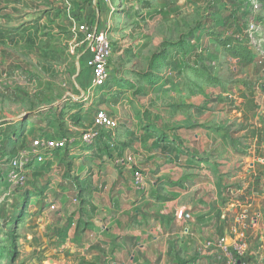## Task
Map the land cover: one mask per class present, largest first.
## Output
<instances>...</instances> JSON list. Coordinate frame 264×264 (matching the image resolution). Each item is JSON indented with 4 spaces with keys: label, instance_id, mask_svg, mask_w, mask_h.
<instances>
[{
    "label": "crops",
    "instance_id": "1",
    "mask_svg": "<svg viewBox=\"0 0 264 264\" xmlns=\"http://www.w3.org/2000/svg\"><path fill=\"white\" fill-rule=\"evenodd\" d=\"M261 2L254 13L247 0H70V11L62 0H0V95L22 85L7 75L5 46L25 40L30 88L45 90L43 108L62 119L56 135L41 136L75 140L46 160L58 190L21 220L37 219L40 229L29 225L56 257L50 264H233L237 242L246 245L237 263L264 264V52L240 61L224 46L250 19L264 21ZM194 8L202 19L181 32L179 16L192 23ZM45 23L55 25L57 53ZM79 24L106 31L113 46L102 97L89 93ZM24 109L0 110L3 140ZM96 109L119 127L86 146L82 123L93 112L92 125ZM10 140L13 150L23 138ZM135 170L145 176L140 190Z\"/></svg>",
    "mask_w": 264,
    "mask_h": 264
},
{
    "label": "rangeland",
    "instance_id": "2",
    "mask_svg": "<svg viewBox=\"0 0 264 264\" xmlns=\"http://www.w3.org/2000/svg\"><path fill=\"white\" fill-rule=\"evenodd\" d=\"M89 1L91 2L92 0ZM189 16L190 13L179 16L178 22L182 21V26H178V30H180L181 32L185 30V27H187L188 29L189 26L195 27V25L199 23V20L202 19L203 14L199 10L194 8L192 23L191 21H188L192 18V15L191 17ZM213 18L215 19V16H213ZM28 20V18H22L19 22L25 23ZM50 22L53 23L54 20ZM183 23L185 24V26H183ZM47 24L45 23L44 25ZM53 26L55 27V25L47 27V31L49 32L46 34V37L48 38V40L46 41H49L50 52H56V50L52 48L53 44L51 43H56L57 40H52V38L49 39L48 37V35L52 33V30L50 28L55 29L53 28ZM218 27H216V31H218ZM39 29L41 32H46L45 28ZM6 30L7 29H5V31ZM177 41L180 42L181 40L178 39ZM5 42L6 40L4 39L2 41V46ZM9 42V45L5 47H8V56L11 58L10 61L13 68L10 71L11 74L8 73L7 75L8 77H10L14 85H22L7 90L2 89L3 94L0 95L1 113L2 115L5 113L7 115H12V117H20L22 113V105L25 107L24 110L26 113L35 110L38 111L39 114L37 118L32 117L26 122V133L18 149L12 150L7 148L5 152L4 150L2 152V149L0 150L1 174L2 169L5 168V166H3L4 161H9L15 157L21 156L22 154H29L31 141L47 131H50V135H56L59 131L57 127H59L58 125H60V122L62 121V119H59V121L57 122V109L51 113L43 108L44 105L49 106V103L46 102V97L43 94L45 90H34L30 88L34 84V80L33 78H31L30 73L27 69L28 58L25 53H27L28 50L25 40H22V44H20V40L14 41L16 43L12 41ZM164 47H166L165 44ZM61 48L63 50H67V44L66 46L62 45ZM193 48L194 44L191 45V49ZM233 64L234 63H231V66H233ZM101 89L94 91L93 95L102 97L103 95L101 94ZM47 109H50V107ZM98 110L99 109H96L95 111ZM92 114L93 112H91V115L85 116V121L84 123H82V127L84 129H87L91 126V124L89 123ZM62 118H64V116ZM5 122L7 121L3 120V118L0 119V125L4 124ZM33 122L35 124H33ZM65 124V128L74 126L72 125L70 120H65ZM60 126H62V124ZM2 141L3 138L0 134V144L2 143ZM51 157H54V155H51L50 157H48V159ZM48 166L49 165L47 164V162H45L43 164H36L34 168L29 167L28 180L23 187L17 188L10 186L7 180L3 186H0V264H50L49 260L56 259V257H54V255L47 249L45 244H42L39 233L31 230V226L29 225L34 224V228L40 229L37 225V219H33V217L31 218V216L37 215V209H39L42 200L47 201V199L50 198L49 194H52L58 190V182H56L58 178L57 172L56 170H53L52 167L47 169ZM3 175H5L7 179L6 171L5 173L3 172ZM53 182H55V184H53ZM36 192H38V194ZM42 193L46 196L42 197ZM31 194H37L40 195V197L37 199H30ZM31 205V216L28 218L26 217L27 219L24 221V223L27 224L22 225L21 220L25 217L23 215L25 213L24 211L26 207ZM15 220L17 221V224Z\"/></svg>",
    "mask_w": 264,
    "mask_h": 264
},
{
    "label": "built area",
    "instance_id": "3",
    "mask_svg": "<svg viewBox=\"0 0 264 264\" xmlns=\"http://www.w3.org/2000/svg\"><path fill=\"white\" fill-rule=\"evenodd\" d=\"M62 2L67 10L70 11V0H62ZM247 3L254 13H259L262 9L261 0H247ZM75 32L77 35L82 36L83 43L89 53L87 67L92 71V84L89 93L93 94L94 91L103 88L110 77L109 62L113 54V46L107 32L96 28L94 25L79 24L75 27ZM233 35L235 40L244 47L263 55V20H258L254 17L247 21ZM118 127L119 123L116 119L104 111H97L94 115L92 125L82 133L81 142L86 146H92L105 131H115ZM74 142L75 140L73 138L67 136L59 139L39 136L33 139L30 144L29 154H22L19 157L9 160L6 168L7 179L5 176V182L7 180L9 185L13 187H23L28 180V165L30 160H34L38 164H43L48 157L53 155L54 151L65 150L69 145L74 144ZM133 176L135 188L140 190L145 185V176L140 170H135ZM52 209L54 208L52 207ZM221 244H225V239H222ZM234 252L237 257L233 259V264H247L244 262L237 263L236 261L238 259L242 260L245 257V244L237 242Z\"/></svg>",
    "mask_w": 264,
    "mask_h": 264
},
{
    "label": "trees",
    "instance_id": "4",
    "mask_svg": "<svg viewBox=\"0 0 264 264\" xmlns=\"http://www.w3.org/2000/svg\"><path fill=\"white\" fill-rule=\"evenodd\" d=\"M233 38V42L235 44V48L233 46H231V43H229L228 40H225L224 41V46L226 49H229V50H233V58L235 59H238L240 61H242L243 59L246 60V61H252V56L250 55V50L247 48V47H244L241 43H239L238 41L235 40L234 38V35L232 36ZM232 52V51H231ZM49 109H47L48 111ZM28 114V117L26 119H24L21 123V126H19V128H16L14 129L13 131H11L10 135L7 136L5 138V140L2 141L1 143V149H2V152L4 150L5 152V149H6V146L4 145V143L7 141V140H10V139H20V138H23L24 135H25V132H26V122L30 119V118H37V115L39 114L38 111H30V112H27ZM33 124H35L33 122ZM11 141V140H10ZM13 142V141H12ZM68 148V147H67ZM66 148V149H67ZM58 151L60 150H57V151H54L53 155H55ZM9 161H4L3 162V166H5L4 169H2V174L0 173V186H3L5 184V175H3V172L5 173L6 171V168H7V164H8ZM32 160H30L29 162V165L28 167H31L32 164H31ZM16 224H17V221L15 220Z\"/></svg>",
    "mask_w": 264,
    "mask_h": 264
},
{
    "label": "water",
    "instance_id": "5",
    "mask_svg": "<svg viewBox=\"0 0 264 264\" xmlns=\"http://www.w3.org/2000/svg\"><path fill=\"white\" fill-rule=\"evenodd\" d=\"M186 216V215H185Z\"/></svg>",
    "mask_w": 264,
    "mask_h": 264
}]
</instances>
